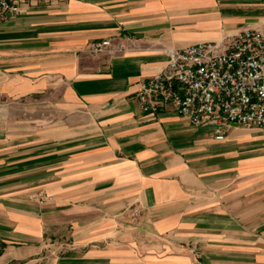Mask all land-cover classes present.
<instances>
[{
    "label": "crops",
    "instance_id": "0c3cea01",
    "mask_svg": "<svg viewBox=\"0 0 264 264\" xmlns=\"http://www.w3.org/2000/svg\"><path fill=\"white\" fill-rule=\"evenodd\" d=\"M21 10L0 21V264H264V131L136 100L168 50L263 29L264 0Z\"/></svg>",
    "mask_w": 264,
    "mask_h": 264
},
{
    "label": "built area",
    "instance_id": "2783aa9c",
    "mask_svg": "<svg viewBox=\"0 0 264 264\" xmlns=\"http://www.w3.org/2000/svg\"><path fill=\"white\" fill-rule=\"evenodd\" d=\"M56 0H0V21L21 15V6ZM110 37L87 45L90 56L121 53ZM157 74L138 84L145 114L172 109L195 127L210 126L224 139L231 125L264 131V28L245 29L218 41L168 50Z\"/></svg>",
    "mask_w": 264,
    "mask_h": 264
},
{
    "label": "rangeland",
    "instance_id": "374dc122",
    "mask_svg": "<svg viewBox=\"0 0 264 264\" xmlns=\"http://www.w3.org/2000/svg\"><path fill=\"white\" fill-rule=\"evenodd\" d=\"M32 128V131L35 130V129H39L40 127H31Z\"/></svg>",
    "mask_w": 264,
    "mask_h": 264
}]
</instances>
